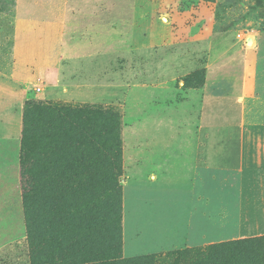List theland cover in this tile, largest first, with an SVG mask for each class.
I'll return each instance as SVG.
<instances>
[{"label":"rangeland","instance_id":"rangeland-1","mask_svg":"<svg viewBox=\"0 0 264 264\" xmlns=\"http://www.w3.org/2000/svg\"><path fill=\"white\" fill-rule=\"evenodd\" d=\"M44 1L0 0V29L5 20L17 21L13 16L22 2ZM45 6L56 13L37 47L22 39L7 45L0 36V101H22L16 103L22 127L18 160L0 168V264H51L60 254L52 250L44 222L32 220L37 214L30 213L25 197L30 175L23 174L21 161L25 124L31 125L28 172L46 145L38 135L58 122L48 119L45 106L89 111L91 128L101 136L98 146L105 127L115 123L122 259L156 255L173 263L177 253L234 240L183 245L169 234L172 229L182 237L186 227L195 228L184 223L192 174L185 160L203 161L204 102L246 101L247 122L264 124V0H47ZM25 27L26 34H40L38 26ZM176 163L187 169L178 178ZM163 164L172 165L170 175L158 181L155 172ZM212 183V196L224 197L213 201L206 218L214 222L228 212L225 204L235 216L238 177ZM202 188L206 192L207 185ZM151 201L157 221L146 214Z\"/></svg>","mask_w":264,"mask_h":264},{"label":"trees","instance_id":"trees-1","mask_svg":"<svg viewBox=\"0 0 264 264\" xmlns=\"http://www.w3.org/2000/svg\"><path fill=\"white\" fill-rule=\"evenodd\" d=\"M43 108L49 120L58 122L47 127V135H38L46 145L39 148L28 172L31 125L25 124L21 161L23 174L30 175L24 179L30 190L25 195L30 213L37 214L32 220L44 222L52 250L60 252L51 264H165L156 255L122 259L121 153L115 123L105 127L106 138L98 146L101 136L92 130L93 118L85 108ZM175 255V261L166 264H264V237Z\"/></svg>","mask_w":264,"mask_h":264},{"label":"crops","instance_id":"crops-1","mask_svg":"<svg viewBox=\"0 0 264 264\" xmlns=\"http://www.w3.org/2000/svg\"><path fill=\"white\" fill-rule=\"evenodd\" d=\"M44 4H47V0L43 2L42 6L34 2H22L16 16L15 14L13 16L17 21L11 24L12 21L5 20L6 23L2 24L0 36L5 37L2 40L8 42V45L12 42L16 44L22 39L29 42L30 46L37 47L52 24L50 18L56 13L55 10L47 11ZM25 25L40 27L38 30L40 34L37 36H31L34 32L26 34ZM45 25L48 26L44 28ZM16 46L14 47L16 48ZM21 102L0 101V168L2 165H6L8 168L12 161L16 160L17 162L18 160L22 127L16 103L21 104ZM246 111V101L239 99L238 101L216 99L204 102L200 129V135L204 141L203 161L201 163L197 161L193 165L191 158L185 160L189 163L188 168L192 174L189 176L190 183L189 189H187L190 209L187 214V222L184 223L192 224L193 222L195 228L194 231H190V228L186 227L185 235L182 237L173 233L170 228L171 233L169 235L171 237L169 239H183V245L189 242L201 246V244L221 242V240L264 237V124L248 123ZM260 140H262L261 145L259 144ZM178 165L177 163L174 164V170L178 173L175 175L176 178H178L179 172L187 170L182 168L184 169L182 171ZM160 167L165 168L162 171ZM171 168V164L158 166L155 173L160 172V174L159 178L155 175L156 179L159 181L161 176H163L162 178L169 177ZM219 173H221L220 176H218ZM233 176L238 177L240 186L239 207L238 204L235 207L236 214L234 216L231 213V208L229 210L228 205L225 204V209L228 212L225 214L221 212L218 219L211 222L210 218H206L205 211L209 209V206L215 205L213 201L224 197L220 194L218 197L212 196V180L220 177L226 183ZM202 184L207 185L206 192L202 188ZM172 190L171 188L170 191ZM200 192L201 195L203 194L202 198L199 196ZM151 204V208L148 209L149 213L146 211V214L152 220L157 221L158 214L156 211L158 208L154 209L156 203L153 204L151 201ZM139 216L141 218L143 215ZM234 220L236 222L235 228L232 227ZM211 227L214 229L213 233L209 231ZM206 230L208 231L204 232ZM182 233L184 234V231ZM164 234H166L165 228Z\"/></svg>","mask_w":264,"mask_h":264}]
</instances>
